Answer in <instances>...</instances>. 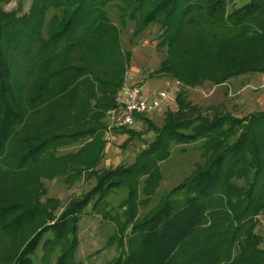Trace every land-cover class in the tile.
Segmentation results:
<instances>
[{
	"label": "trees",
	"instance_id": "obj_1",
	"mask_svg": "<svg viewBox=\"0 0 264 264\" xmlns=\"http://www.w3.org/2000/svg\"><path fill=\"white\" fill-rule=\"evenodd\" d=\"M6 1L0 0V3ZM232 1L34 0V8L38 11L60 5L65 15L59 26L58 22L55 23L57 28L44 41L40 52L25 62L21 60L32 52L31 38L34 36L38 40L40 20L37 24L38 18L35 22L32 18L0 22V158L9 156L10 143L16 141L20 144L16 132L25 122L39 114L55 115V111L62 108L61 101L82 75L88 81L85 90L89 98L83 96L78 103L71 95L67 106L74 110L73 126L87 124L89 127L42 140L31 137L21 140L28 148L21 154L19 167L37 164L39 154L56 140H76L95 135L96 128L104 129L100 119L115 105L125 69L113 56L96 53L98 47H93L94 41L105 37L104 28H85L84 34L75 41L72 35H68L78 21L91 16L95 8H100L104 14L110 4L118 6L116 3H120L123 12L130 10V19L140 15L141 23L136 34L157 22L161 23L163 34L171 32L172 22L175 28L193 27L213 53L209 60L193 57L190 59L194 64L192 67H187L186 61L162 65L157 73H153L155 75L176 79L191 87L201 85L204 80L218 85L248 73L264 75V0H247L229 9L228 4ZM5 33L8 37L4 36ZM64 40L73 41L71 49H80L79 54L85 55L86 63L80 66L63 61L51 73L47 69L50 67H34L40 69L37 84L25 86L32 76V67L24 66L32 60L38 65L50 61L51 51ZM89 49L93 51L91 54ZM111 49L112 52L117 50ZM220 50L223 54L219 53ZM92 85L99 88V92L97 88H90ZM24 87L28 88L26 95L22 91ZM21 95L23 97L19 99ZM92 100L94 104L91 106ZM175 100L180 108L168 115L165 124L157 130V136L149 145L150 156L161 152L166 144H192L203 140L200 147L203 160L195 165L189 177L170 189L145 218L134 221V216L128 215L127 221L120 224L121 238L117 239L118 243L125 245L122 247L124 252L109 264H225L228 250L237 241L239 233L244 237L243 256L231 264H264V244L260 246L261 239L254 234L252 223L264 207V139L261 138L264 137V111L243 117L223 114L208 119L196 115V108L186 99L184 90L176 95ZM115 131L131 133L128 130ZM13 153L17 155L18 149ZM61 159L66 170L73 162L83 160L79 153ZM141 159L139 155L127 167L101 172L95 185L55 218L49 217L45 208H39L35 203L30 207L19 202L1 205L0 231L14 233L25 227L35 229L32 236L10 255V264H33L32 256L38 248L43 252L41 264H52L54 257V264H74L80 213L90 204L92 211L98 213V206L106 194L119 187L117 178L143 173L145 163ZM241 169L247 173L252 170L253 177L246 189L237 188L233 183V179L239 178L237 174ZM71 174L80 176L82 173L71 171ZM37 223H41L39 227H36ZM206 223L207 227L203 228ZM128 226H131L129 233L124 235ZM4 258L2 256L0 260Z\"/></svg>",
	"mask_w": 264,
	"mask_h": 264
},
{
	"label": "rangeland",
	"instance_id": "obj_2",
	"mask_svg": "<svg viewBox=\"0 0 264 264\" xmlns=\"http://www.w3.org/2000/svg\"><path fill=\"white\" fill-rule=\"evenodd\" d=\"M245 1L247 0H233L229 2L228 8L240 6ZM116 4L118 6L110 4L109 8L104 10L106 16H103L100 8H95L91 16L78 21L79 24L84 25L77 24L68 35H72L75 41L79 35L84 34L85 28L88 30L104 28L105 37L96 39L93 47H98L96 53L111 55L114 60L119 61L121 67H124L126 74L124 73L123 85L141 87L146 98L157 91L171 90L173 92L175 90L170 100L156 114L142 116L136 119L131 126L119 129L128 130L131 133H117L115 131L117 129L108 131L96 128L98 131L93 136L89 135L76 140L59 141V139L39 154L37 164L29 163L20 168L18 162L21 154L25 153L28 148L27 144L21 140L27 137L42 140L51 135L71 133L77 129L89 127L87 124L73 126L74 110L67 106L71 95L74 97V102L78 103L83 96L89 98L85 90L88 81L85 80V75H82L77 81V87H73L66 94L67 97L65 96L61 101L62 108L55 111V115L46 117L39 114L25 122L24 126L16 132V137L21 139L19 144L21 147L18 148L16 141L10 143L7 149L9 156L0 158V206L19 202L30 207L35 203L39 208H45L49 217L55 218L72 202L83 197L95 185L96 178L101 175V172L117 167H127L133 164L140 155L141 161L145 163L143 173L123 177L120 180L117 178L116 181L120 183L119 187L106 194L98 206V213L92 211L91 204L80 213L74 264H109L121 255L124 252L122 247L125 245L117 242V239L121 238L120 224L127 221L129 214L134 216V221L145 218L170 189L189 177L195 165L202 162L200 147L203 140L192 144H166L161 152L151 156L148 150L149 145L157 136V130L165 124L168 115L180 108L175 100L179 92L184 90L186 99L196 108V115L203 118L211 119L223 114L243 117L249 113L264 111L263 74L248 73L218 85L204 80L197 87L186 86L180 81L181 85L175 87L176 79L153 74L157 73L162 65L176 61L180 64L181 61H186V66L192 67L194 64L190 59L196 56L198 59L209 60L213 53L209 52V48L205 46L204 39H199L200 33L197 29L189 26L175 28L174 22L170 24L171 32L167 34H163L162 25L158 22L149 24L140 34H136L135 31L141 23V16L137 15L132 20L129 18L130 10L123 12L119 8L120 3ZM37 11L34 8V0H7L0 3L1 23L9 19L14 22L16 19L26 20L27 18H32L35 22L38 18L37 24L40 20L38 40L36 41L34 36H31L30 51L32 52L22 58L23 62L29 61L31 57H35V53L40 52L44 41L60 25V19L65 15L60 5L49 7L47 10H42L43 12L38 11L39 14L36 13ZM56 22H58L57 26ZM34 28L38 27L34 26ZM6 34L4 36L8 37ZM10 37L13 38L14 35L11 34ZM73 41H61L59 46L51 51L52 59L42 65H38L33 60L27 64L28 66L23 65L26 68L32 67V76L25 86L34 87L37 84L36 76L37 73L39 75L40 69L35 70L34 67H50L47 69L48 73H51L63 61L71 65H84L85 55L81 53L80 56V49H71L70 44ZM112 47L117 50L112 52ZM88 51L90 54L93 52L91 49ZM221 52L220 50L219 53ZM26 88L22 89L24 95L27 94ZM90 88L96 89L97 87L92 85ZM98 89L97 92H99ZM121 91L119 89L117 92L115 102ZM22 97L23 95L19 99ZM106 125H108L107 118ZM261 138L264 139V137ZM35 139H32L34 143L37 142ZM16 149H18L17 155L13 153ZM75 153L81 154L83 160L79 163L73 162L66 170L61 158ZM71 171H81L82 174L80 176L71 174ZM251 172L252 170L250 173L243 169L239 170L237 174L239 178L233 179L235 186L246 189L253 177ZM96 199L97 196H95ZM252 221H254L252 222L254 223L253 232L261 239L260 246H262L264 244V207ZM37 224L36 227H39L41 223ZM207 224L202 227H207ZM130 228L131 226H128L125 229L124 235L129 233ZM34 231V228L29 227L14 233L0 231V257H5L4 260H0V264H10L12 258L10 255L20 248ZM204 234L202 233L201 236ZM241 235L243 234L239 233L237 241L229 248L228 260L225 264H231L234 260L242 258L244 237ZM46 237L48 236L44 238ZM122 237L125 238V236ZM123 240L125 243V239ZM42 253L41 248H38L32 256L33 264H41ZM54 258L51 259L52 264H54Z\"/></svg>",
	"mask_w": 264,
	"mask_h": 264
},
{
	"label": "built area",
	"instance_id": "obj_3",
	"mask_svg": "<svg viewBox=\"0 0 264 264\" xmlns=\"http://www.w3.org/2000/svg\"><path fill=\"white\" fill-rule=\"evenodd\" d=\"M175 87L181 85L175 80ZM171 90L157 91L146 98L139 86H124L121 94L117 96L115 105L106 110L107 129H120L131 126L136 119L150 114H156L174 93Z\"/></svg>",
	"mask_w": 264,
	"mask_h": 264
},
{
	"label": "crops",
	"instance_id": "obj_4",
	"mask_svg": "<svg viewBox=\"0 0 264 264\" xmlns=\"http://www.w3.org/2000/svg\"><path fill=\"white\" fill-rule=\"evenodd\" d=\"M125 74H126V73H125ZM123 87H124V85L121 86L120 90H122ZM93 102H94L93 100L90 102L91 106L94 104ZM105 113H106V111L104 112V115H103V117L100 119V121H101V124L104 126V129H105V130H108V129H107V125H106V115H105Z\"/></svg>",
	"mask_w": 264,
	"mask_h": 264
}]
</instances>
